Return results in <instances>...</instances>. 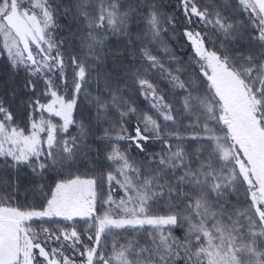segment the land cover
<instances>
[{
  "label": "snow or ice",
  "instance_id": "snow-or-ice-1",
  "mask_svg": "<svg viewBox=\"0 0 264 264\" xmlns=\"http://www.w3.org/2000/svg\"><path fill=\"white\" fill-rule=\"evenodd\" d=\"M178 5L189 24L195 17L223 37L219 49L210 48L204 31H184L199 70L189 80L152 48L169 52L165 16L148 0L127 7L121 0H72L64 14L83 27L67 37L57 32L60 8L50 0H0V55L25 72L29 96L26 125L0 98V168L13 170L0 193V264H264L256 246L264 238V0L234 5L248 14L251 34L214 3ZM136 14L147 29L137 36L140 60L134 50L132 61L144 71L131 83L149 106L144 111L127 97V74L102 70L107 33L135 49L129 20ZM245 38L260 55L229 47ZM115 55L123 59V51ZM153 70L180 97L179 107L149 79ZM83 101L97 125H110L99 138L110 145L99 175L89 121L77 118ZM133 117L134 135L127 127ZM149 140L162 149L147 159H134L120 144L145 152L141 142ZM22 167L33 176L23 201L15 175ZM241 192L243 207L230 199ZM114 236L121 239L106 251Z\"/></svg>",
  "mask_w": 264,
  "mask_h": 264
},
{
  "label": "trees",
  "instance_id": "trees-1",
  "mask_svg": "<svg viewBox=\"0 0 264 264\" xmlns=\"http://www.w3.org/2000/svg\"><path fill=\"white\" fill-rule=\"evenodd\" d=\"M50 2L60 8V11L57 15V24L60 25V27L57 29V32L67 37L70 33L76 32L78 29L83 27L74 14H69L67 16L64 14V8L69 6L72 0H50ZM121 2L125 3V7H127V2L139 3V0H127V2L126 0H121ZM96 3H98V0H93V6H95ZM148 3H155L159 11H161L165 16L164 25L167 28V31H164L162 36L165 43L167 44L169 52L166 55L159 49V46L155 44L152 45V48L155 50L157 55L164 57L165 63L171 64L173 70L176 68L182 69L180 75L185 80H189V74L193 73L194 71L198 73L199 70L194 64L191 63L190 58L194 56V53L186 37L184 36V31L186 29L191 30L194 28L204 31L207 33L205 39L207 40V46L210 48L215 46L217 49H219V40H222L223 37L216 33L215 30L211 29L210 26L208 28H204L203 25L197 24L195 17L192 18L193 23L189 24L183 14V11L178 5V0H148ZM197 3L201 7L214 3L215 5L219 6L222 11H225L226 15L234 19L235 22H237L238 27L242 28L244 32L251 34L254 31V26L249 22L248 14L240 11L238 6L234 7V5H236V0H197ZM168 17L175 18L174 26L172 24H167ZM129 27L132 30L131 36L135 41V49L128 47L127 50H125L127 46L126 40H124L122 37H117L111 33H107L108 39L105 41L106 47L104 51L108 53V55L106 57V66L102 70L104 72H110L114 76L119 77H124L125 74H127V79L129 82L127 97L131 102L144 111L147 110L149 106L144 98L137 91H135V88L131 83L133 73H135L138 69L141 72L144 71V66H142L140 63H133L132 61V52L134 50L136 51L135 60L137 62L140 60L139 48L141 47V42L137 40V36L138 34H143L147 29L144 16L142 14L134 15L129 20ZM229 47L239 51H251L254 55H260L259 48L256 46L250 47L247 38L241 40L238 44L230 43ZM117 51H123V59L115 55ZM169 57H174L175 60L170 61ZM149 79L152 80V82H154L158 88L169 97L170 101L173 102L176 107L180 106V97L175 96V98H173L172 90L170 89L167 81L161 79L159 75L155 74V70L149 74ZM25 80V72L22 69L20 71H14L9 64L5 53L0 55V98H3L6 102L11 104V109L16 114L17 120L26 125L28 122L27 100L29 96L24 88ZM69 86H71V84H69ZM14 93L15 95H13ZM77 118H83L85 121H89V139L94 141L91 152V156L95 161L94 174L99 175L101 171L107 170L108 161L105 159V155L110 149V145L107 143H100L99 138L103 135V128L110 127V125H97L95 122V112L90 108L86 101L82 102L81 110L77 114ZM161 123H163V121H161ZM135 125L136 118L133 117L132 121L127 125L132 135L135 134L134 131H132ZM140 126L143 127L142 124ZM181 131H183V128H181ZM141 143L144 144L145 152H141L130 141H120L122 149L128 151L129 154L136 160L141 158L147 159L148 154L159 153L162 149V145L158 141L149 140L146 143ZM15 175L21 182L22 190L20 193V198L21 201H23L25 189L30 187L33 176L30 170L26 167H22ZM12 176L13 170H5L0 168V193H2V191L7 187L4 183H2V181L5 179V177L11 178ZM46 179L48 183L53 182L51 175H49ZM104 191L106 195V185ZM28 194L29 199H31V193L29 192ZM230 199L233 203L239 201L238 206L240 207L246 206L245 197L242 192L232 195ZM161 210L162 207L153 209V211ZM176 231L177 235H183L182 230L178 229ZM124 235L131 236V233H125ZM84 239L86 240L87 238L84 237ZM114 239L119 240L121 237H108V247L106 251L110 252L111 243ZM88 243H91V241H88ZM69 255H71V252H69ZM75 259H80L79 254L76 255Z\"/></svg>",
  "mask_w": 264,
  "mask_h": 264
},
{
  "label": "rangeland",
  "instance_id": "rangeland-1",
  "mask_svg": "<svg viewBox=\"0 0 264 264\" xmlns=\"http://www.w3.org/2000/svg\"><path fill=\"white\" fill-rule=\"evenodd\" d=\"M187 39V38H186ZM188 41V40H187ZM189 43V42H188ZM190 44V43H189ZM191 46V45H190ZM192 48V47H191ZM6 57H7V54L5 53ZM107 194V193H106ZM117 197L122 195L121 192L117 191L116 193H114ZM256 246L258 248H262L264 249V238H261V237H258L257 240H256Z\"/></svg>",
  "mask_w": 264,
  "mask_h": 264
}]
</instances>
